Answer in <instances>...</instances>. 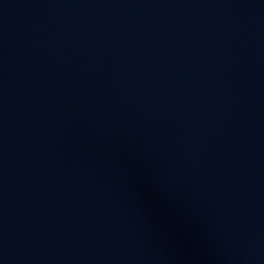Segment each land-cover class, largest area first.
<instances>
[{
	"label": "water",
	"instance_id": "obj_1",
	"mask_svg": "<svg viewBox=\"0 0 264 264\" xmlns=\"http://www.w3.org/2000/svg\"><path fill=\"white\" fill-rule=\"evenodd\" d=\"M0 264H264V0H0Z\"/></svg>",
	"mask_w": 264,
	"mask_h": 264
}]
</instances>
